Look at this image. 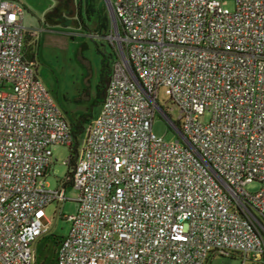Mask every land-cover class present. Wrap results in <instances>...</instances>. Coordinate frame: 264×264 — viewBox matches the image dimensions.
I'll return each instance as SVG.
<instances>
[{"label":"built area","instance_id":"obj_1","mask_svg":"<svg viewBox=\"0 0 264 264\" xmlns=\"http://www.w3.org/2000/svg\"><path fill=\"white\" fill-rule=\"evenodd\" d=\"M222 1H110L117 58L83 130L56 264H264V0ZM23 17L0 0V264L35 263L45 208L66 199L44 178L51 147L73 140L23 56ZM156 114L175 138L152 132Z\"/></svg>","mask_w":264,"mask_h":264},{"label":"rangeland","instance_id":"obj_2","mask_svg":"<svg viewBox=\"0 0 264 264\" xmlns=\"http://www.w3.org/2000/svg\"><path fill=\"white\" fill-rule=\"evenodd\" d=\"M16 1L24 9V27L32 30L33 38L36 40V44L31 45V51L35 56L37 79L49 92L65 117L74 116L79 111L84 110L83 99H92L95 95L101 58L97 49L107 55L112 51L108 44L111 42L106 37H97L88 31L85 32L81 28L75 27L74 19L67 25L45 23L43 16L52 0ZM101 4H105L110 10V2L99 0L98 5ZM222 4L228 8L233 7L232 0H223ZM103 80H105V76ZM85 89L86 95L83 96ZM168 98L167 86H160L157 91L159 105L165 107L166 104H169ZM77 99L82 100L81 103H77ZM92 109L97 114L100 105H95ZM209 117V112H205L200 119L207 121ZM151 130L155 135L162 136L165 141L176 136L159 114L154 117ZM51 149V163L44 178L48 187L54 189L61 185V180L65 179L66 172L70 170V167L64 163L69 155V147L55 144L52 145ZM244 188L254 192L259 188V183L253 181L247 183ZM64 194L66 198L64 201L50 203L45 208L48 220L47 230L33 244L36 264H55L57 249L55 238L64 236L70 227V220L67 217L71 216L77 209V201L75 200L77 190L68 184L64 188ZM59 209L61 214H59ZM254 213L262 218L256 210ZM210 264H240V260L232 256H215Z\"/></svg>","mask_w":264,"mask_h":264},{"label":"trees","instance_id":"obj_3","mask_svg":"<svg viewBox=\"0 0 264 264\" xmlns=\"http://www.w3.org/2000/svg\"><path fill=\"white\" fill-rule=\"evenodd\" d=\"M99 0H82L81 2V13L74 19V26L77 28H81L85 32L88 31L89 33L97 36V37H105L110 29V15L109 11L105 4L98 5ZM101 41V40H100ZM108 43V42H107ZM36 44V40L33 38V33L30 29H25L23 32V46H22V53L24 58L31 62L35 68V56L34 53L31 51V45ZM112 51L110 53L103 54L100 52L99 49L97 51L101 54L100 58V69H99V79L96 84L95 95L92 99L88 100H80L77 99V103L84 104V110L79 111L74 116H69L66 118L69 123L71 136H72V143L68 146L69 147V155H68V162L66 163L70 170L66 172L65 179L61 180V187L65 188L68 184L72 185V176H73V168L76 160V156L78 154V146L82 139V134L86 123L95 115L93 111V106L100 105L102 101L103 91H104V82L108 79L111 68L113 63L116 61V53L112 44L108 43ZM105 76V80H103ZM86 95V94H85ZM66 114V112H65ZM80 141V142H79ZM55 238V244L58 246L61 239ZM37 240V239H36ZM36 242V241H35ZM35 250V249H34ZM56 256H57V249H56ZM56 256H55V264H56ZM212 254L206 260V264L212 258ZM36 264V257L35 263Z\"/></svg>","mask_w":264,"mask_h":264},{"label":"flooded vegetation","instance_id":"obj_4","mask_svg":"<svg viewBox=\"0 0 264 264\" xmlns=\"http://www.w3.org/2000/svg\"><path fill=\"white\" fill-rule=\"evenodd\" d=\"M82 0H52L43 16V20L48 24L67 25L76 19L81 13ZM86 92H83V96Z\"/></svg>","mask_w":264,"mask_h":264},{"label":"water","instance_id":"obj_5","mask_svg":"<svg viewBox=\"0 0 264 264\" xmlns=\"http://www.w3.org/2000/svg\"><path fill=\"white\" fill-rule=\"evenodd\" d=\"M108 2H110V0H107ZM107 84V80L104 82V88L106 87Z\"/></svg>","mask_w":264,"mask_h":264},{"label":"crops","instance_id":"obj_6","mask_svg":"<svg viewBox=\"0 0 264 264\" xmlns=\"http://www.w3.org/2000/svg\"><path fill=\"white\" fill-rule=\"evenodd\" d=\"M25 28H26V27H25ZM26 29H28V28H26ZM31 31H32V30H31ZM33 32H34V31H33ZM35 77H36V75H35ZM36 78H37V77H36ZM48 168H49V167H48ZM48 168H47V169H48ZM47 169H46V171H47ZM45 173H46V172H45Z\"/></svg>","mask_w":264,"mask_h":264},{"label":"clouds","instance_id":"obj_7","mask_svg":"<svg viewBox=\"0 0 264 264\" xmlns=\"http://www.w3.org/2000/svg\"><path fill=\"white\" fill-rule=\"evenodd\" d=\"M111 1V0H110ZM108 11H109V9H108ZM110 15V14H109ZM65 116V115H64Z\"/></svg>","mask_w":264,"mask_h":264}]
</instances>
